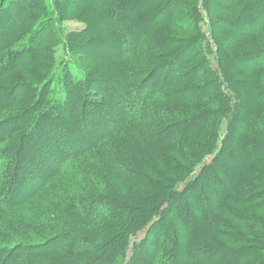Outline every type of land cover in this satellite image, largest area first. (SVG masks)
Returning <instances> with one entry per match:
<instances>
[{
	"label": "trees",
	"instance_id": "trees-1",
	"mask_svg": "<svg viewBox=\"0 0 264 264\" xmlns=\"http://www.w3.org/2000/svg\"><path fill=\"white\" fill-rule=\"evenodd\" d=\"M200 7L214 51L204 42ZM71 11L84 30L58 35L53 24ZM63 37L81 52L86 71L79 75L74 63L64 62L58 93L49 98L55 81L34 85L30 78L37 80L33 70L47 60L54 39ZM159 68H165L163 81L154 79ZM183 82L173 93L154 96ZM93 86L100 89L94 99ZM209 93L213 104L202 99ZM156 99L212 107L150 111L147 104ZM105 100L115 103L120 129L103 128L112 115ZM89 116L95 119L90 138L84 134ZM141 117L155 125L136 143L189 148L194 152L182 156L185 167L169 158L172 167L150 179L116 165L124 157L119 151L110 155V168L83 165L104 155L114 140L131 136ZM183 137L192 140L175 141ZM46 155L54 167L35 181V163ZM204 155L212 156L200 164ZM112 175L136 187L128 201L111 191ZM36 200L44 208L22 212ZM174 207L190 230L177 229L180 223L168 218ZM232 211L241 226L219 228L215 213ZM141 233L146 239L138 238ZM0 264H264V0H0Z\"/></svg>",
	"mask_w": 264,
	"mask_h": 264
},
{
	"label": "rangeland",
	"instance_id": "rangeland-1",
	"mask_svg": "<svg viewBox=\"0 0 264 264\" xmlns=\"http://www.w3.org/2000/svg\"><path fill=\"white\" fill-rule=\"evenodd\" d=\"M36 3L37 2L35 1V4ZM57 12L59 13L60 11L57 10ZM201 13H202L203 19L205 21V23L203 22V27H202L204 35H205V41L204 42L208 46V48L210 50L214 51L215 50V44L212 41L210 33H209V20H208V17H207L206 13L204 12V10L202 8H201ZM74 14H75V12L71 11V16L67 17L66 19H64V20H62L60 22H58L56 20V16H54V19L56 20V22L53 24V27H52L53 31H57L58 35L64 36V35H68L69 33L75 34V33H79L80 31L84 30L85 23L84 22H78L76 20V18L72 17ZM56 15H57V13H56ZM60 31H61V33H60ZM169 33H172L173 35L181 37V38H184V39H187V38L190 37V36L183 35V34H180V33L174 32V31H171ZM72 34H70L71 36L69 35V37H68L69 41H71V39H72ZM62 39H63V41H59L58 43L54 39V43L51 44V52L48 53L47 51H45V54L47 55V60L42 64L40 69H36L35 71L33 70L34 77H36V79H37L36 81L33 80L32 78L26 76L25 74H22V78H25V79H29L30 78V81H32L34 83L37 82V84L33 83L34 85H38V84L39 85H45V84H48V83L51 84L52 82L55 81L54 82L55 83L54 86L51 88V89H53L52 90L53 92H50L51 94L49 95V98H54V96L56 95L55 93H58V88L61 85L60 84L61 83L60 82V74H61V71H63V63L64 62L70 61V62L74 63L75 64V68L74 69L76 70V68H78V69H80L82 71L80 73L79 70H76L79 75H81L82 73H84L86 71V67L84 65H82V64H79V57L81 55L80 54L81 52L72 51L71 50V46L69 44V41L66 39L68 41V46H67V41L65 43V37H63ZM202 47H203L204 50L205 49L208 50V48L206 46L202 45ZM206 55H207L208 58L210 57V59L212 60L213 67L214 68H218L216 60H214L212 58V56L209 55V53L206 54ZM94 64L95 65L98 64L97 66H103V64H99V62H96ZM107 66L109 67V69H111L113 67L112 64H109ZM158 70L159 71L156 73V76L154 77V79L157 80V81H163L162 79H163V76H164L165 68H163L161 71H160V68ZM218 74H219L218 75V81H221L220 82L221 83L220 84L221 85L220 88H221L222 92L224 94H226L227 87H226L225 83L223 82V79H222V76L220 75V73H218ZM102 75H105V74L104 73H100L99 74V76H102ZM181 79H186V78H184L182 76ZM187 83L188 82H183L181 84L173 83L172 86H170V85L167 86L166 85V87H164L161 91H160V89L157 90V93L154 96L155 97H159L160 95H165L166 93H173V91L178 89V87H180L182 85H185ZM65 84H67V81H66ZM68 87L70 88L71 86H68ZM91 88H92V91H94V93H92L93 94L92 98L94 99V97H95L94 95L97 94L96 92H99L98 90H100V89L96 88V86H93ZM56 89H57V91H56ZM198 95H201V94H198ZM198 95L194 96L193 98L198 97ZM92 98H90V99H92ZM206 98L211 99V102H212L211 104H213L214 96L212 95V93L206 94V95H204L202 97V99H206ZM105 101H107L106 103L109 105L112 115H111L109 120H106L105 125H103V128L104 129H109L110 128L109 130H111V128L113 126H115V128L119 127L118 123L121 120L118 121V116L115 117V115H116L114 113L116 111V109L114 108L115 103H113L111 101H108V100H105ZM191 102L192 101H190V103H185V102H181V103H163V102H160L159 99H156L155 101L147 104V106H149L151 108L150 111H152V109H164V108L167 107V108H170V109H178L179 111H183V112L187 111V112H191V113L200 111L201 109H205V108H208V107L211 108L212 107L210 105L203 104L201 102H192V103ZM119 111H120L121 114H123L125 109L123 107H121ZM113 115L115 117L114 121L112 120ZM89 117L90 118H86L85 119L86 133H84V134L85 135L87 134V136L90 138V136H89L90 135V131H92L91 129L94 127L95 119L92 118V116H89ZM175 119L176 118L169 119V120L166 119L165 121L169 122V121H174ZM149 123L150 124H148L147 122H144V118L139 119V120H135L134 124L132 125L131 129L129 130L130 133H131V136L125 137V135L127 134L126 133L123 137H121V138H119L117 140H114L113 142H111L110 144H108L105 147V151L103 153L104 155H99V153H97L96 155L94 154L91 157H89L88 159H85L84 162H83V165L85 167L91 168L90 166H91V164H93L95 166V168H91V169H94V170L96 168L97 169H104L106 167L110 168V166L112 164L111 162L113 161V159L110 157V155L112 153H115V152L119 151V152H123L124 157L120 156L118 158L119 162L115 163L116 165L129 166L131 169L135 170L136 172H138V173L140 172V173H142L144 175H147L150 179L153 178V173L156 174L159 171H163L165 169L164 168L165 166L168 165V166H170V168L172 167L171 161L169 160V158H171V159L177 158L178 162L181 165V167H185L186 166V162L183 161L182 156L185 155L188 152H194L193 150H191L189 148L185 149V147H181L182 145L178 146V147H173L175 145H173V143H171V141L166 143V144L150 146V147H147V148L141 147V145L136 143V137H137V135L139 133L143 132V130H146L147 127H151L152 125L153 126L155 125V124H153L151 122H149ZM224 125H225V120L223 118L222 121H221V124L219 125V127L224 128ZM119 129H120V127H119ZM88 131H89V133H88ZM116 131H120V130H114V132H116ZM102 135H107V134L103 133ZM191 140H192V138H190V137H183V138H178L175 141H178V143H181V142H186V141H190L191 142ZM95 141H97V138L96 139H91L88 142L89 143H93ZM218 142L220 143V138H219ZM216 149H218V146L216 147ZM158 152L161 153L165 157L167 156L168 159H165L164 157H163V159H161V157H158V154H157ZM211 156L212 155H204L203 159L200 160V164L201 163L202 164L207 163L211 159ZM184 157L185 156H183V158ZM158 158H160V159H158ZM42 162L43 163L41 164V161L39 160V161H37L35 163L36 168H38L39 172H40L39 174H36L34 176L35 179L33 177H30V175H28V180L30 181L31 185H33V186H34V184L32 182L33 179L36 181V179L39 177V175L43 176L44 174H46L45 173L46 169H48L50 166L54 167V163H53L52 157H50L48 155L45 156V160H43ZM200 168L201 167H199V169L196 168L191 173V176L194 175L196 177L198 172L201 171ZM171 171H173V170H171ZM31 178H33V179H31ZM181 183L182 182H180L177 186L182 185ZM208 184H210L215 189V186L212 185L213 183L211 181H209ZM109 187L111 188V191L113 193L119 194L121 196V199H123L125 201H128V199H126V197H132L134 188H136V187H133L132 185L126 184V182L123 181V180L117 179L113 175L110 176V178H109ZM30 189H33V187H31ZM131 202H135V200L131 201ZM27 208H28V210L22 211V212H25V213H28V214H30V213L36 214L39 209L44 208V205H43L42 201L36 200V201H34L32 203L31 206H29ZM227 208H230L232 210H236L237 209L238 211L240 209V208H235L233 206H229ZM164 209H165V211H167L166 206L164 207ZM243 209H240V210H242V212H244ZM57 211H59V213H61L62 210L60 208H58ZM168 213H169L168 214V218L169 219H171V217H172V218H174L176 221H178L180 223V225H179L180 228L177 226V229H180V230L183 229L185 231L186 230H190L189 226L181 221L182 214H181V211L178 210L177 207H174V208L170 209V212H169V208H168ZM215 215H217V216H215V219L217 221H219L220 224L222 225V226H218L219 228L232 226L234 229L237 230V228L241 226L240 224H238L236 221L233 220L234 219L233 217L236 215V213L233 212V211L231 212L230 215H226V214L221 213V212H217V213H215ZM230 222L232 223V225L230 224ZM74 229H77L78 232L81 233L80 228L75 227ZM205 232H207V231L205 230V231L202 232V238L204 237ZM144 236L147 237L148 235L147 234L145 235L144 233H141L138 236V238L142 239ZM158 236H160V237L164 236V232L161 230L158 233ZM146 237L143 238V240L146 239ZM212 239H214L216 241H220L218 236H215ZM148 241L150 242V244L154 243V239L153 238H149L148 237ZM224 243L226 244V242H224ZM209 244H211V243H208L206 245H209ZM158 256H160L159 252H158ZM181 259L183 260V259H186V258L181 257Z\"/></svg>",
	"mask_w": 264,
	"mask_h": 264
}]
</instances>
